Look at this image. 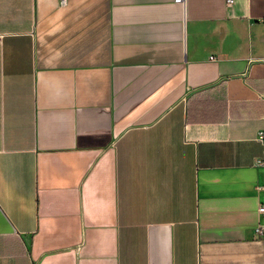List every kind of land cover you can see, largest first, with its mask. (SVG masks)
I'll list each match as a JSON object with an SVG mask.
<instances>
[{"label": "crops", "instance_id": "crops-1", "mask_svg": "<svg viewBox=\"0 0 264 264\" xmlns=\"http://www.w3.org/2000/svg\"><path fill=\"white\" fill-rule=\"evenodd\" d=\"M260 131L264 0H0V264H264Z\"/></svg>", "mask_w": 264, "mask_h": 264}, {"label": "built area", "instance_id": "built-area-1", "mask_svg": "<svg viewBox=\"0 0 264 264\" xmlns=\"http://www.w3.org/2000/svg\"><path fill=\"white\" fill-rule=\"evenodd\" d=\"M62 3L65 2V0H60ZM176 3L179 4H184L186 2V0H173ZM228 4H231L234 0H226ZM211 58H213V56H211ZM260 138L262 139V142L264 143V135H263V131H260ZM256 163L257 164H264V161L262 158H257L256 159ZM258 211L260 214H262L264 216V202L260 203V205L258 206ZM254 232L256 234V236L264 239V221L257 223L254 226Z\"/></svg>", "mask_w": 264, "mask_h": 264}]
</instances>
